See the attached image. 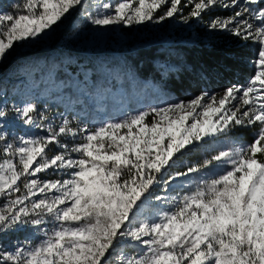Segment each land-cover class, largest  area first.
<instances>
[{"label":"snow or ice","instance_id":"snow-or-ice-1","mask_svg":"<svg viewBox=\"0 0 264 264\" xmlns=\"http://www.w3.org/2000/svg\"><path fill=\"white\" fill-rule=\"evenodd\" d=\"M77 12L99 27L197 21L257 45L254 71L98 126L0 103V264H264V0H0V63Z\"/></svg>","mask_w":264,"mask_h":264},{"label":"rangeland","instance_id":"rangeland-1","mask_svg":"<svg viewBox=\"0 0 264 264\" xmlns=\"http://www.w3.org/2000/svg\"><path fill=\"white\" fill-rule=\"evenodd\" d=\"M106 2H115V0H106ZM94 3L95 0H86V4L89 7ZM213 14L227 16L230 14V10L217 9ZM207 19L208 17H205V20ZM209 40H223L227 41V43L237 42L239 46L243 45L249 48V52L251 53L250 58H252L248 62L252 67L251 69H253L250 61L254 59V52L257 45H244L242 41L226 33L208 32L204 28V25L197 21L184 24L177 17L170 18L160 24L147 22L134 26L113 25L99 27L87 23L83 16L77 12L65 20L63 24L42 41L18 47L14 54L0 63V103L9 106L13 104L23 106L27 102H35L41 109L46 108L53 117L64 114L69 118L75 117L82 123H87L90 126H98L109 120L121 119L129 113H134L148 106H163L165 103L189 100L202 91H208L209 93L220 92L223 88L231 84H246L250 76L242 78L235 77L232 81H222L218 85L209 83L204 85L200 92H187L186 96L177 97L170 90L158 87V84L152 80L144 81L136 77L132 72L133 62L128 63L126 66L127 73L123 77H119V75L113 73V66L110 60L112 53L117 54L120 51H127L131 47L136 46L155 45L175 47L177 45L199 44L200 42L207 44ZM54 45H56V58L54 59L47 53L40 56L34 55L19 59L21 53H34L38 50L50 52ZM61 51H83L98 55L103 63L102 69L106 71L105 79L108 85L107 88H103L102 81H99L96 84L97 91H94L93 94H84L82 89L88 87L86 82L83 86H79L80 88L76 92L70 87L63 86L62 83L60 86L51 85L48 87H43L41 84L38 86L36 83L27 84L26 80L28 75L30 73H37L42 68L44 61L53 60L57 61V63H63L65 59L74 60V56L72 55L69 58L65 56L61 58L59 56ZM55 65L57 66L58 64L55 62ZM161 67H165V64H162ZM84 79L87 80L88 76H84ZM71 84L69 82V85ZM38 87L43 90L39 97L36 92ZM28 91L32 93L30 96L24 94ZM180 95L183 96V93ZM38 99L39 103L36 102ZM45 99L49 100L45 101ZM56 103H59L62 108L59 115L54 113L56 111H53ZM7 123L10 131L17 134H31L32 130L25 128L11 115ZM248 136L252 137L251 131L240 130L234 134L233 138L250 141L247 138ZM51 154L50 152L49 155ZM200 155L203 157L202 153ZM51 175L53 173L50 171L44 178H56L54 176L51 177ZM197 178L195 176H189L185 179H178L172 184L169 194L181 195L183 192L191 190L187 186V181ZM182 185L184 187H181ZM155 194H158V190Z\"/></svg>","mask_w":264,"mask_h":264},{"label":"trees","instance_id":"trees-1","mask_svg":"<svg viewBox=\"0 0 264 264\" xmlns=\"http://www.w3.org/2000/svg\"><path fill=\"white\" fill-rule=\"evenodd\" d=\"M50 52L38 50L34 53L26 52L19 55V59L34 55L49 54L50 57L56 58V45ZM61 51L59 56L69 58L74 56V60H63V63L57 61H44L42 68L37 73H30L26 80L27 84L36 83L43 87L54 86L62 83L67 88H72L75 92L86 82L87 88L82 89L84 94H93L97 91L96 84L102 81L103 88H107L105 79V69H102L103 63L101 58L96 54L83 51ZM101 55V54H100ZM111 65L113 73L123 77L127 73L126 66L133 62L132 72L136 77L144 81L152 80L158 84V87L166 88L177 97L186 96L187 92L196 93L204 85L209 83L218 85L222 81L233 80L235 77H249L253 74V69L248 60L251 59L249 48L236 43H227V41L209 40L199 44L169 46L147 45L142 47H131L127 51L112 53ZM58 64L57 66L55 65ZM165 64V67H161ZM84 76H88L85 80ZM69 79V80H68ZM72 79V80H70ZM216 81V82H215ZM69 82L72 84L69 85ZM67 84V85H66ZM38 97L43 90L37 88ZM183 93V96L180 95ZM30 96L28 91L24 93ZM61 96V95H60ZM49 99H45L48 101ZM39 103V99L36 101ZM43 104V103H41ZM61 105L56 103L53 111L59 115ZM249 140L252 137H247ZM202 153L203 157L200 155ZM198 155L186 156L182 158L185 162H199L210 152H200ZM183 170L177 167L174 171ZM54 175H51L53 177ZM55 177V176H54Z\"/></svg>","mask_w":264,"mask_h":264}]
</instances>
